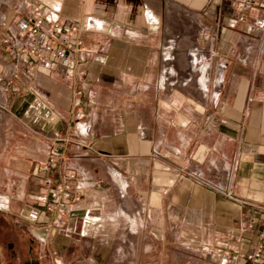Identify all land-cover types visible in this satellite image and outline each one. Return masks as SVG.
Masks as SVG:
<instances>
[{
  "label": "crops",
  "instance_id": "obj_1",
  "mask_svg": "<svg viewBox=\"0 0 264 264\" xmlns=\"http://www.w3.org/2000/svg\"><path fill=\"white\" fill-rule=\"evenodd\" d=\"M31 12L79 27L71 64L14 57ZM260 13L0 0V264H241L264 207ZM45 178L70 184L62 213L38 202Z\"/></svg>",
  "mask_w": 264,
  "mask_h": 264
},
{
  "label": "built area",
  "instance_id": "obj_2",
  "mask_svg": "<svg viewBox=\"0 0 264 264\" xmlns=\"http://www.w3.org/2000/svg\"><path fill=\"white\" fill-rule=\"evenodd\" d=\"M233 1L243 9L260 8L261 13L251 17L249 29L253 33L264 31V0ZM17 28L21 36L4 40L15 58L19 55L17 51H21L37 60L48 55L54 62L71 64L72 54L80 49L81 39L77 25H65L56 21L45 23L42 17L31 12L28 17L18 21ZM73 177L74 173L71 172L68 179ZM43 184L45 191L40 194L38 200L40 206L50 213L55 214L57 211L62 213L71 195L69 182L66 180L52 186L51 181L45 178ZM254 207L262 213L260 219L253 218L249 224V228H254L260 223V227L255 231L256 239L251 242L249 251L233 249L230 255L233 260L241 259V264H257L264 252V207L257 205Z\"/></svg>",
  "mask_w": 264,
  "mask_h": 264
},
{
  "label": "bare ground",
  "instance_id": "obj_3",
  "mask_svg": "<svg viewBox=\"0 0 264 264\" xmlns=\"http://www.w3.org/2000/svg\"><path fill=\"white\" fill-rule=\"evenodd\" d=\"M170 29H171V28H170ZM165 44H166V43H165ZM165 49H166V48H165ZM174 49H175V48H174ZM164 54H165V53H164ZM168 55H169V54H168ZM169 56H170V55H169ZM169 56H168V57H169ZM196 57H197V56H196ZM169 61H170V60H169ZM199 63H200V62H199ZM202 69H203V68H202ZM202 69H201V70H202ZM193 74H194V73H193ZM200 76H201V75H200ZM206 76H207V75H206ZM203 77H204V76H203ZM120 177H121V176H120ZM119 184H120V183H119ZM124 185H126V184H124ZM118 188H119V187H118ZM119 191H120V190H119ZM122 192H123V191H122ZM124 192H125V191H124ZM125 193H126V192H125ZM124 196H125V195H124ZM135 220H136V219H135ZM136 223H137V222H136ZM132 226H133V225H132Z\"/></svg>",
  "mask_w": 264,
  "mask_h": 264
},
{
  "label": "rangeland",
  "instance_id": "obj_4",
  "mask_svg": "<svg viewBox=\"0 0 264 264\" xmlns=\"http://www.w3.org/2000/svg\"><path fill=\"white\" fill-rule=\"evenodd\" d=\"M128 248H129V246H128ZM132 249H133V246H132Z\"/></svg>",
  "mask_w": 264,
  "mask_h": 264
}]
</instances>
